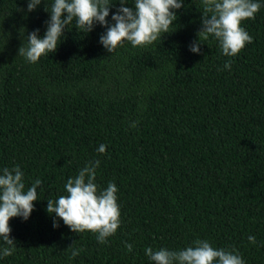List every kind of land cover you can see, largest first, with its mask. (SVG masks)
<instances>
[{
	"label": "trees",
	"instance_id": "obj_1",
	"mask_svg": "<svg viewBox=\"0 0 264 264\" xmlns=\"http://www.w3.org/2000/svg\"><path fill=\"white\" fill-rule=\"evenodd\" d=\"M109 2L114 23L120 4ZM257 2L255 18L241 23L253 42L236 56H224L213 37L199 54L189 51L202 3L183 0L173 31L152 45L125 42L109 53L99 43L105 27L85 33L73 21L54 53L30 63L18 49L35 29L43 37L52 0L32 12L26 0H0V169L19 166L26 188L42 181L29 218H10L16 250L0 264H152L145 248L176 251L196 239L264 264V0ZM96 160V183L117 186L121 212L106 244L46 212L47 199L65 195L67 180ZM72 243L82 251L70 259Z\"/></svg>",
	"mask_w": 264,
	"mask_h": 264
},
{
	"label": "clouds",
	"instance_id": "obj_2",
	"mask_svg": "<svg viewBox=\"0 0 264 264\" xmlns=\"http://www.w3.org/2000/svg\"><path fill=\"white\" fill-rule=\"evenodd\" d=\"M27 11H34L41 0H26ZM201 28L197 39L189 45V51L200 53V44L213 37L218 41L224 56H236L246 44L253 42L252 36L241 27L245 20L255 18L261 4L257 0H201ZM113 3L109 0H52L45 7L50 18L45 21L43 37L35 29L27 35V46L20 47L18 53L30 63H35L42 55L54 53L64 31L73 21L76 28L88 33L95 24L106 28L100 35L99 43L112 53L118 46L128 42L132 47H147L160 41L164 33L173 31L177 19L176 10L183 6V0H133L134 7L125 6L127 0H119L120 7L106 18ZM232 61L227 60L224 69L231 70ZM133 122L130 127H135ZM106 145H100L98 152L103 154ZM100 161L86 163L75 177H70L64 185L66 194L55 201L47 199L46 212L55 213L64 225L74 233L90 231L97 234L100 244L115 235L121 224L120 206L117 203V186L109 182L101 189L96 183ZM42 190V181L36 179L30 187L25 186L24 173L19 166L0 169V256L13 255L16 250L14 239L10 238V218L21 217L26 221L34 210V201L39 200L37 189ZM59 227L53 219V228ZM250 244H256L255 236H248ZM74 243V242H73ZM71 249V258L79 255L82 249ZM127 252L133 245L125 243ZM145 255L152 264H245L235 249L216 248L208 240L196 239L190 246L181 250L145 248Z\"/></svg>",
	"mask_w": 264,
	"mask_h": 264
}]
</instances>
